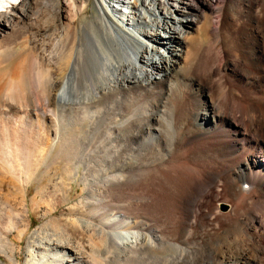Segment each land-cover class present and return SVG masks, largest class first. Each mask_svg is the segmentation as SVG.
<instances>
[{
  "label": "bare ground",
  "instance_id": "bare-ground-1",
  "mask_svg": "<svg viewBox=\"0 0 264 264\" xmlns=\"http://www.w3.org/2000/svg\"><path fill=\"white\" fill-rule=\"evenodd\" d=\"M91 2L93 13L87 17ZM28 6L29 0H0V44L5 37L13 42L18 37L14 29L29 17ZM205 6L210 7V0H66L55 10L63 18L64 36L50 51L53 64L43 66L38 55L30 54L13 78L0 53V194L7 188L11 197L18 195L22 208L9 213L5 222L7 214L0 209V220L5 217L0 221V254L6 259L0 264H19V249L8 234L20 240L29 225L24 221L28 210L42 201L52 205L55 197L62 205L79 198L69 206L76 218L66 223L86 243L60 238L64 230L58 226H42L27 237L23 264H181L179 247L186 240L219 243L213 246L217 250L211 253V264H264V224L254 210L264 203V180L249 183L248 190L235 181L244 179L242 168L247 170L248 163L235 164L236 171L211 168V177L204 170L229 155L231 146L221 145V139L248 130L264 135V101L246 102L223 76L229 52L225 33L235 28V14L246 18L257 41L254 54L242 57L251 66L244 73L248 86L256 89L264 76V0H239L235 14L225 13L210 31L216 46L199 39L200 25L209 19ZM47 21L38 24L46 26ZM170 74L172 84L164 93L155 92L151 85ZM30 78L52 109L45 105L48 110H39L28 99ZM180 78L200 86L201 95L178 82ZM214 93L222 96V104ZM157 95L163 98L159 112L153 113ZM107 98L112 99L110 107L88 105ZM73 125L97 134L92 153L82 152L77 142L73 145L78 140L70 132ZM235 144L230 153L238 151ZM217 183L233 201L228 211H219L215 204L204 212L196 205L191 213L189 195ZM86 191L104 192L120 203L107 210L99 202L86 212ZM213 191L211 198L219 202ZM167 249L176 255L151 258ZM102 252L114 258L109 261L108 255L106 262Z\"/></svg>",
  "mask_w": 264,
  "mask_h": 264
},
{
  "label": "rangeland",
  "instance_id": "rangeland-1",
  "mask_svg": "<svg viewBox=\"0 0 264 264\" xmlns=\"http://www.w3.org/2000/svg\"><path fill=\"white\" fill-rule=\"evenodd\" d=\"M63 1H66V0H29V6L26 10V14L29 17L26 18V16H25L23 22L20 23L14 29V34H17L18 37L16 39H14V42L11 41L13 39H9L8 37H5L4 38L5 41L4 42L2 41L3 43L1 42V44H0V53L3 54V58L6 60L7 65H5V68H6V71L8 72L9 76H12L13 78L16 77L19 69L21 68L22 60L24 58H26L27 56H29L30 54H31V57H33V56L37 57V55H38V57H40L38 62L43 64V66H49V65L53 64L52 61L48 60V57L50 56L49 54L54 49L55 41L56 40L57 41L62 40L63 36H64V29L62 30V28L60 26V23H62L63 18L60 17V15L57 14L58 12L55 10L63 5ZM238 4H239V0H230V1L229 0H210V7L209 6L204 7V8H206L204 11L205 15L209 19L204 24L200 25L201 29L199 31V36H200L199 39L203 45H206V46H209V45L216 46L217 45L215 43H211L212 42L211 40H213V39H211L212 36L210 34L211 29L213 27L214 28L218 27V25H219L218 22L223 19V16L225 15V13H228L229 10L231 12H234V8ZM41 7H43L42 10H41ZM228 7H230V8L232 7V9H229ZM40 13H42L43 15H41ZM92 13H93V8H92V2H91L90 5L88 6V8H86L85 15L87 17H89V16H91ZM234 14H235V12H234ZM38 15L40 18H38ZM234 16H235L236 20L238 19L236 21L235 28L233 27V28L226 29L227 31L225 30L226 31V33H225L226 41H228L227 45H229L228 46L229 52L227 55V58L229 59V61L227 59V63H226L227 65H226V68L224 70L223 76H225L224 78H225L226 82L230 83L232 86L234 85V87L237 88L238 90L240 89V91L242 92L241 94H242V96L244 95L243 98H244V100H246V102L247 101L248 102L253 101L255 104L259 105L260 103H262L264 101V76L261 77V81H259L258 87L256 89H253L250 86H248V84H249L248 79L249 78L246 77L244 73L246 72L245 70L248 68H251V66L246 65L247 63L244 64L242 61V57L249 58L255 52L254 48L256 47L257 41H255L256 38L254 37V34H253L254 28H252V26L248 23V21L246 20L245 17H243V16L241 17L240 15H236V14ZM34 17H36V20H38V23H39V20H40V22L43 20L44 21L48 20L50 22V20H53V19L55 22L49 24V22L47 21L48 24L46 23V26H45V24L41 26V24L36 23V21L34 19H32ZM210 20H211V22H210ZM207 22H209L210 24ZM210 26H211V28H210ZM59 28H60V30H59ZM15 32H17V33H15ZM11 42H12V44H11ZM7 45L9 47L11 46L12 48L11 47L8 48ZM3 49H4V51H3ZM13 49H15L17 51L15 53L13 52L14 54L13 53L11 54V51H13ZM6 51H8V53ZM192 53H194V52L192 51ZM233 53H235V54H233ZM236 54L238 55V59L235 57ZM10 55H11V57H10ZM41 55L43 56V58ZM231 55H233V57ZM6 56L8 57L9 60L6 59L7 58ZM194 56H195V54H192L191 59H194ZM44 58H45V61H44ZM50 62H51V64H50ZM9 64H10V66H9ZM257 77H259V75H257ZM172 78L175 79L174 76L170 74L168 76V78L165 77V78H163V80L161 82H155V84L153 83L151 86L154 88L153 90L155 92L156 91L161 92V93L163 91L165 92L166 89L174 81ZM30 79H32V78H30ZM30 79L26 83V86H28V87H26V88H28L27 94L30 93L28 95L29 96L28 99L31 100L32 102L35 101L36 105L37 106L39 105L38 106L39 110H41V108L43 110H48L47 108L50 109V107L52 109L51 105H48V104L46 105L45 102H43L42 97H41L40 93L38 92L39 90L36 87L37 84L34 82L33 79H32V82H30ZM178 82L183 83V84H187V86L189 87V90H191L192 93L196 91L195 93L201 95L202 90H201L200 86H196V84L193 83L192 81L190 82L187 79L183 80L180 78V80H178ZM29 83L31 84L30 86H29ZM35 94H37L38 96ZM157 96H159V97H157ZM157 96L154 99L155 103L154 102L152 103L154 106L152 108L153 113L159 112V110H160V98H163L160 95H157ZM220 96L221 95L217 96V93L214 95L215 98H217V99L219 98L218 102L220 104H222L223 98L221 99L222 96L221 97ZM35 97H36V99H35ZM22 98H23V96H22ZM111 101H112V99H110V98L99 99V100L97 99V100L91 101L90 103L88 102V105L92 109H94V108L95 109H97V108L103 109L104 107L109 106L110 103H112ZM69 104L71 105V107H74V108L78 105L77 102H75V101H70ZM241 104H244V105H241ZM241 104H240L241 107L242 106L245 107L246 103L241 102ZM40 105H43V106H40ZM45 105L47 108L45 107ZM155 105H157V106H155ZM244 107H242V108H244ZM154 108H156V109L158 108L157 111ZM37 115H38V112H37ZM235 116H236V114H235ZM37 117H39V116H37ZM33 118L34 117H32V119ZM244 120H246V119H244ZM198 122H200V120ZM243 125H244V129H245L246 128L245 127L246 122H244ZM75 126L76 125H73L70 129V132H72V134H74V136L77 137V139H78L77 141L73 142V145H77L76 144V142H77V143H79L78 146L81 148L82 152L84 151V152H88V153L91 152L92 153L93 149H95V147H97V145H98V142L93 141L94 139L98 141L97 134H95L94 130H93V134L95 135V137L92 134V130L91 131L89 130L90 131L89 133L80 132L81 130L84 131V128L80 129L77 126L76 127ZM91 129H93V127ZM246 130H248V129L246 128ZM90 141H92L91 144H93V145L90 144ZM229 143H230V145H229ZM233 144H235L238 148V151L236 153H230V151H232V149H233V147H232ZM221 145H223L225 147H227V145H228V147L231 146L228 148L229 155L226 157L225 160L222 161L223 163L220 161L222 164L218 161L217 164H215L216 166H214L209 161L212 165H207L204 168L205 174L207 177H211L210 174L213 171L212 169H218V168L223 167L224 170L233 168V170L236 171V169L234 167L235 164H237V163H248V169L247 170L242 168V171L245 174L244 179L239 178L238 180L236 179L235 181H239L242 188L245 190H248L250 188L249 183H252V182L253 183H256V182L259 183L260 182L261 183V179L264 180V135H262V136L256 135L255 136V134H253L251 131L248 130L247 132L244 131V133H242V134H236L235 136H233L231 134L230 137H226V139L225 138L221 139ZM239 146H240V149H239ZM239 150H240V152H239ZM243 166L244 165H242V167ZM228 167H230V168H228ZM41 169H43V167ZM77 169L82 171L81 166L78 167ZM59 170H60V172H62L61 169H59ZM60 172L57 173L58 177H59ZM211 186H213V187H211V188H213L211 190L209 189V186L208 187L205 186V188L204 187L202 188L201 192H199L198 190L193 191V193L191 192L192 194L189 195V197L186 201V206H188L191 213L193 212V210H195L196 205H198V207L201 208V211H204V212H207V209L210 206H213L215 204H218V210L219 211H221V212L228 211V209H229L228 204L233 203V201L231 200L232 202H230V198L228 197V195L226 193L224 194V192L222 191V184L217 183V184L211 185ZM74 189H76V188H74ZM263 189H264V186H263ZM213 190H215V191H213ZM197 191H198V193H197ZM212 191L218 193L217 200H219V202H217L211 198V192ZM2 193L0 194V209H1V212L3 215H5V214H7V215L5 216L6 218L2 215L3 217H1V220L3 218H5V219H3V221L5 222L9 213H12V212L13 213H19L22 211V208L20 206V199H19L18 195L11 197L10 195L7 194L8 193L7 188H4ZM195 194H197V196H195ZM30 195H27V197H26V202L28 203V206H29V201H27V199H28V196H30ZM82 195L84 197L83 200H86V199L89 200V201L86 200L87 201V204L85 205L86 209L84 208L86 210V212L90 211L94 205H99L100 203L103 204L104 208L107 207L106 208L107 210L113 209L115 207V206L114 207L112 206L113 208H110L111 205H115V204L117 205L118 203H120L118 201H115V200H118L117 198L111 197L109 194L106 195L104 192H102V193L101 192L89 193V191H86V192H83ZM98 195H100V196H98ZM55 198H56V200H55ZM55 198H53L51 203H50L53 206L48 205L47 201L46 202L42 201L38 205L40 207L34 206V208L32 207L31 211L28 210L27 215L24 217V221L29 222V225H28V228L26 229L23 237L20 240L16 239L15 233H11V235L8 234L9 240L13 241L15 247H17L19 249L17 251V253L15 254L19 264H23V262H24L25 253H26V239H27V237L32 232H34L36 230L41 231L42 226H47L48 230L53 229L55 226H58L60 229L64 230V232H61V233H63V237L60 235V238H65L69 242L81 241L82 243H86L85 238H82L83 237L82 233H80V231H77L76 229H75L76 231L73 230L74 228L69 226V225L67 226V223H66L67 220L76 218V215L72 214L70 212V207L72 206V204L76 203V201L78 202L79 198H74L73 200L70 201L71 203L69 202V203H66L63 205L61 204V201L58 197H55ZM113 198H115V199H113ZM226 199L228 202L226 201ZM191 200H193V201H191ZM2 205H4L5 207H3ZM257 205L260 208H258V206H256V208H254V210H255V212L257 211L256 214L257 215L259 214L258 216H259L260 220L262 219L261 220L262 224H264V222H263L264 221V203H263V205H261V204H257ZM50 207L53 209L51 210ZM46 208L48 210H51L52 212H50L49 214L47 213L45 216H41L42 212L44 210H47ZM82 218L87 219L88 217L85 215H82ZM94 222H96V220ZM19 223L23 224L21 222H19ZM208 242L207 241L206 242H197L198 244L194 240H188V241L186 240L183 243L181 242L180 243L181 247H179V248H181V249H179V252L181 255H183V258H181V264H197V263L198 264H211L212 263L211 262L212 254L215 252V250H217V249H215V247L218 246L219 243H217L215 245L214 241H208ZM180 244H179V246H180ZM214 245H215V247H214L215 250L213 249ZM173 250L174 249H167V250H163L162 252L161 251L154 252V253H152V255L154 257L151 256V258H157V259L160 258L161 260H163V259L168 258L170 256H175L176 251H173ZM182 250L184 253L182 252ZM103 251H105V250L103 249ZM102 253H104V255L102 257H104V256L106 257V258L104 257L106 259V262H109L113 257V254L109 255V254H106V252H102ZM108 255L110 257L109 261L107 260ZM0 261L6 262V259L1 254H0ZM196 261H198V262H196Z\"/></svg>",
  "mask_w": 264,
  "mask_h": 264
}]
</instances>
